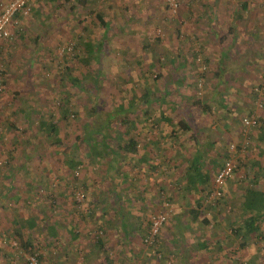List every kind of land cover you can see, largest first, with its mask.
<instances>
[{
  "label": "rangeland",
  "instance_id": "obj_1",
  "mask_svg": "<svg viewBox=\"0 0 264 264\" xmlns=\"http://www.w3.org/2000/svg\"><path fill=\"white\" fill-rule=\"evenodd\" d=\"M8 1L0 0V10ZM96 1L104 9L102 2L107 0ZM242 2L246 4L244 10L240 7ZM174 3L175 8H171L169 0L107 1L114 25L109 26L106 33L105 51L110 54L100 55L98 64L91 68L90 78L86 77L82 85L77 83L74 86L62 73L66 66L74 70L78 61L76 54L82 55L76 46L74 50L72 48L82 35L81 28L92 26L87 12L79 13L82 23H78L73 20L74 14L67 9L68 5L58 8L56 4L44 3L37 6L43 8V16L35 22L32 21V10L20 16L24 17L21 25L18 18L14 19L10 39L0 48V84L3 82L0 85V264H34L39 255L46 259L45 264H97L100 253L92 252L89 239L95 231L97 217L103 215L115 219L116 231L112 232L113 237L109 236L115 244L122 235L117 220L122 222L124 217L121 214L126 213L128 208L131 216L144 215L143 220L148 224L145 229L147 237L151 222L158 217H162L163 221L156 236L148 238L147 242L142 243L139 235L134 234L127 246L126 253L130 254L120 256L117 247L110 248L114 257L117 256V264H248L245 261L247 257L257 262L260 259V263L264 261L260 258L264 255V223L259 234L235 237L231 224L235 218L238 219V214H232L227 198L228 192H234L239 183L248 179L250 170L246 167V160L250 157L252 133L256 132L257 126L250 130L244 153L233 159L235 168L225 183L221 197L210 202L208 198L213 181L199 188V194L188 192L183 181V174L187 171L185 165L157 166L156 171L151 173L150 181L146 177L139 180L138 175L142 174L143 168L132 166L134 158L120 156L113 165L109 163V157L99 161L86 160L84 144L76 145V136L85 135L93 142L98 139L99 131L122 130L123 127L104 121L107 114L113 113L118 105H128L133 95L143 94L148 83H156L152 95L158 97L165 90L163 82L168 78L165 69L170 67V56L174 57V61H177L176 56H184L185 61L188 60L181 73H188L186 82L193 97L204 99L206 92L212 89L215 67L213 62H209L213 57L203 51L217 53L220 40L213 33H227L224 28L230 25L235 32L244 34L236 40L240 49L232 52V57L242 56L243 62L237 67L233 79L237 92L228 87L223 100L226 101L227 97V102L230 100L232 103V93L235 96L240 94L241 98L247 97L249 103L244 111L240 110L241 105L236 104V109L232 108L227 114L229 119H220V123L219 119L216 120L217 115L213 116L204 131L195 132L202 143L206 137L210 140L215 138L214 131L217 128L221 131L222 126L230 122L233 124L230 128L237 136L227 144L215 166L200 163L195 168L208 171L209 179H214L225 160L233 154L231 150L237 151L243 143L242 119L253 115L258 121V114L264 110V0H174ZM122 8L128 10V15L132 11L138 14L135 22L125 23L127 13L122 12ZM120 28L122 31H119ZM199 29H204V36ZM22 30L25 34L20 38L18 34ZM35 31L40 34L39 38L29 42ZM103 32L101 30L100 34ZM141 36L155 43L143 50ZM37 41L44 43L43 48L38 47ZM227 42L225 40L223 44ZM179 48L183 52L176 55ZM166 52L169 57L164 56ZM136 61H141L139 68L135 67ZM145 72L148 76L143 75ZM76 73L74 70L73 75ZM95 81L100 87L97 98L93 100ZM92 102L97 103L98 112L90 119L88 112ZM63 106L68 107L65 117H61V111L65 109ZM130 111L126 113L135 124L130 130L138 134L137 129H144L148 119L141 114V109L131 108ZM22 112L27 115L26 121ZM45 116L59 124L60 138L69 147L62 156L48 151L44 137L40 138L35 133L38 119ZM140 131V145L156 138L155 131L148 135L143 134L144 130ZM124 132L120 141L126 136ZM195 135H192L193 139ZM187 141L182 150L174 149L172 142L168 153L196 154L199 150H188L190 143ZM190 141L192 146L193 140ZM89 144L90 141L85 143L86 148ZM200 151L204 152V149ZM69 158L79 160L81 164L70 169L65 165V160ZM6 171L13 177L11 182L5 177ZM140 185L147 191L143 190L144 198L137 200L136 191L132 189L136 190ZM118 187L126 190L122 197L131 199L129 206H122V213L118 204L111 200L115 190H120ZM131 192L136 198L131 197ZM13 197L17 198L16 202L12 201ZM197 197L201 198L200 208L195 207ZM208 206L211 209H207ZM192 208L201 211L196 221L189 213ZM91 211L96 216L91 217ZM72 213L81 220L76 228L79 234L76 241H71L65 227L67 221H72ZM16 216L37 218L38 231L32 236V245L37 252L31 250L30 253L18 245L16 236L11 232V220ZM203 220L206 223H201ZM51 222L57 224L59 231L53 241L45 233L46 226ZM155 241L159 243L157 248L154 247ZM203 242L207 246L200 248L198 245Z\"/></svg>",
  "mask_w": 264,
  "mask_h": 264
},
{
  "label": "trees",
  "instance_id": "obj_2",
  "mask_svg": "<svg viewBox=\"0 0 264 264\" xmlns=\"http://www.w3.org/2000/svg\"><path fill=\"white\" fill-rule=\"evenodd\" d=\"M109 1V0H107ZM107 1L102 2L104 3V9L101 6L97 5L96 0H46L44 3H53L56 4L58 8H62L64 6H67V9L74 14L73 20H76L78 23H82L79 21V13L80 12H87V15L91 18L92 25L89 26H83L81 28L82 35H80V38L76 41V44L73 46V50L77 47L80 51H82V55L78 56L76 54L77 65L74 68V70L77 71L76 75L74 74V70H71L69 67H64L62 75H66L72 82L71 85H76L79 83L82 85L83 79L91 76V68L94 67V65L98 64V59H100L105 53L102 52V50L105 49V43H106V32L109 29V20L111 19V14L109 9L111 6L106 5ZM58 2V3H57ZM42 3V4H44ZM240 7L244 10L246 7L245 2L240 3ZM98 8L97 10H94ZM32 10V9H31ZM94 10V11H93ZM238 16V15H237ZM235 15V17H237ZM17 18V16H15ZM14 18V19H15ZM99 28V30H97ZM103 31V33L100 34V31ZM25 34V31L22 30L21 33L18 34V37L23 38ZM141 43H142V49L146 50L150 47L153 42L150 41L146 36L139 37ZM76 46V47H75ZM110 54V53H109ZM165 57H169V53H164ZM160 63V61H158ZM171 62V60H170ZM205 62H208V60H205ZM76 63V62H75ZM135 67H138L141 65V61L135 62ZM171 64V63H170ZM162 67V66H161ZM177 71V69L174 70V73ZM2 73V72H1ZM78 74V75H77ZM143 75L148 76V73H144ZM157 81V80H155ZM70 82V83H71ZM3 83V82H2ZM2 83L0 85H2ZM154 84V81H152ZM100 87V84L98 85L95 81V84L93 85L94 90H92V99L95 100L97 98V91ZM155 88V85H154ZM80 89V88H79ZM148 102V97L146 93V87L144 88L143 94H135L133 95L128 105L120 106L118 105L113 113L107 114V117L104 121H106L107 124L112 125H118L123 127L122 130L120 128L113 129L112 131L107 130L105 132L100 133L98 132V139L93 141L86 138L85 135L82 136H76L75 141L76 145L80 146L83 145L85 153L83 152L84 157L86 160H106L107 157H109V163L113 165V163L116 161V157L120 155V152H123L126 154V157H130L131 154L136 153L138 140L137 136L135 135V132H131V126L135 125L134 121L131 120L128 112H131V108L141 109L145 110L146 103ZM66 106V105H65ZM63 106V107H65ZM193 106L204 113L205 109H209V106L202 103L200 99H195L193 101ZM68 108V107H67ZM67 108L63 109L62 116L65 117ZM60 110L61 108L58 107ZM98 105L95 102H92L91 107L89 108L88 116L90 119L94 118V116L97 114ZM127 112V113H126ZM24 114V112H22ZM124 114V117L122 116ZM22 115V114H21ZM22 115V118L26 121L27 115ZM29 117V116H28ZM179 129L181 131L190 132L189 126L185 123V121L180 120L177 123ZM257 128L260 130V138L259 140L262 141L264 144V128L261 130L258 126L257 121ZM101 129V127H99ZM125 131V132H124ZM123 132L126 134L123 141H120V136L123 137ZM35 133L38 137L43 138L47 144L48 151L52 152L56 156H62L66 153L67 149L69 148L67 145H64L62 142V139L60 138V130H59V124L57 122H54L52 118L49 116L40 117L38 119V123L36 126ZM119 141H115V140ZM87 141H90V144L87 146L85 143ZM113 141V143H111ZM81 164V161H77L74 159H67L65 160V165L73 169L75 167H78ZM111 168V166H110ZM199 169L195 168V166L191 169V172L188 175L189 179V188L194 187L196 184H202L206 181L205 175L203 176ZM4 174L3 172L1 173ZM5 177H7L8 181L11 182L13 177L10 174V172L6 171ZM256 179V178H255ZM255 179L250 182L251 185H256ZM250 186L244 187L242 190V203L239 209L238 219L235 218L233 221V224H231V231L233 232V235L235 237H241L244 238V236H252L255 234H259L261 230L263 229L262 224L264 223V194L260 191L254 190L253 188H250ZM135 194H133L134 196ZM135 197V196H134ZM136 197H139V199H143L140 194H136ZM111 200L113 202L117 203L120 202L118 199V196H115V193L112 194ZM224 198L222 197L221 201H223ZM12 201L16 202L17 198L13 197ZM131 199H126L123 201L122 205H128L130 204ZM220 201V202H221ZM119 206V204H118ZM121 206L118 207L119 211L122 213ZM127 206V207H128ZM201 206V198H197L195 200V207L200 208ZM90 208V207H89ZM101 211H103V208H100ZM207 209H211V206H208ZM106 213V212H104ZM191 219L193 221H196L198 219V216H200L201 211L200 209H190L189 210ZM91 217L96 216L95 212H90ZM123 218L122 222L121 219L119 222L120 231L122 232V235L116 240L115 244L111 240L110 237H113L112 232L116 231L115 229V219L105 216H98L99 219L98 222L95 224L94 229L95 231L92 233V237L89 238L90 242L92 243V252L97 251L100 254H98L99 259L97 264H117L115 256L113 253L109 250L110 248H114L118 250V254L120 256H125L127 249H128V242L132 239V236L134 234L139 235L140 241L143 243L145 239L147 238L145 234V229L147 227V222L144 215L140 216H131L130 209H127L126 213L121 214ZM72 221H67V224L65 227L68 229V235L71 239V241L78 240L79 234L76 231V228L79 227V223L81 222L80 219L76 217L75 214L72 213ZM239 220V221H238ZM141 221V222H140ZM114 222V223H113ZM132 223L131 226H125L123 224ZM201 223H206V220L201 221ZM39 223L37 221V218L35 216H31V218L22 219L18 216L16 218L11 220V232L14 236H16V239L18 240V245L22 250H28L31 253V250L34 251V247L32 245V236H34V233L38 231ZM57 224L49 223V225L46 226V235L47 237L51 238L52 241L57 238V235L59 234V231L57 229ZM63 229L64 227L61 226ZM130 228V229H129ZM129 229V230H128ZM119 231V229H118ZM110 236V237H109ZM156 248L159 246V243L155 241L154 247ZM200 248H205L207 246V243L203 242L198 245ZM155 248V249H156ZM37 252V250H35ZM95 253V252H94ZM126 253V254H125ZM95 256V255H93ZM102 256V257H101ZM114 257V258H113ZM156 258V256H154ZM101 258V260H100ZM157 259V258H156ZM87 260V259H86ZM95 260V259H94ZM46 259L43 256H37L36 263L34 264H45ZM92 263V262H91ZM90 263V264H91Z\"/></svg>",
  "mask_w": 264,
  "mask_h": 264
},
{
  "label": "crops",
  "instance_id": "obj_3",
  "mask_svg": "<svg viewBox=\"0 0 264 264\" xmlns=\"http://www.w3.org/2000/svg\"><path fill=\"white\" fill-rule=\"evenodd\" d=\"M49 4V3H48ZM53 3H50L49 5H52ZM42 4L36 5L32 9V21L35 22V19L40 18L43 16L42 13V7H37ZM37 7V8H36ZM124 7V6H123ZM125 7H127L125 5ZM133 5H131V8ZM36 8V9H35ZM138 10V6L136 8ZM122 12L127 13L128 10L126 8H122ZM135 16H138L137 13L131 12L129 15L127 13V17L125 19V23H133L135 22ZM18 22L21 25V22H24V17H17ZM16 18V19H17ZM240 18V17H239ZM130 20V22H128ZM109 26H114L111 19L108 21ZM124 23V25H125ZM111 28V27H110ZM123 29V28H122ZM226 32H217L213 33L215 37L219 38V46L217 47L218 52L212 54L210 51H203L205 54L213 57L209 60V62H213L214 64V74L212 76V89L205 94L204 99H200V101L207 106H209V109H205L204 113L200 110L196 109L193 106V101L195 98L192 95V92L190 90V86H188V73H181L185 66L188 64V60L185 61L184 56H176L177 61H174V57L170 56L169 63L170 67L168 69H165L167 72L165 73L166 80L164 84L165 90L158 95V97H153V92L155 90L154 84L148 83L146 86V93L148 97V102L146 103L145 110H142L141 106V114L148 119V123L144 127V129L138 128L139 132L138 134H135L137 136V140L139 138V135L142 134L140 130H144L143 134L148 135L149 133H153L155 131L156 138L154 140H149L146 143H142L141 145L138 143L136 153L131 154L132 159V166L134 168L141 167L143 168L142 174L140 173L138 175V179L140 180L143 177H146L148 181H150L151 173L155 172L158 168L157 166H166L168 164H176V165H185L187 167V171L185 174H183V181L185 184V189L188 192H194L196 194H199V188H204L205 185L209 181H213L209 179V173L208 171H201L202 175H205L206 181L204 183L196 184L194 187L189 188V179L188 175L191 172V169L195 166L198 167L201 163L202 165H208V163H211L215 166V163L218 162L220 158H222L227 144H229L230 141L233 139H236L235 134L233 130H231L230 126L232 127L233 124L225 123V126H222L221 131L217 128V131H214L215 135L213 139H208L206 137L205 140L201 143L197 136L195 135L196 131H199L200 129H204L208 127L210 124V120L213 116L217 115V121L219 119H229L227 117V114L232 108L237 107L236 104L241 105L240 110H245V107L248 105L249 100L246 98H241L237 94V96L233 95L232 103L227 102L223 100V96L225 97L224 92L228 89V87L232 88L233 91L237 92V90L234 88L236 85V81L233 82V79L235 77V72L237 71V67L239 68V65H242L243 58L242 56L238 57H232V52H236L240 48L237 47L236 40L238 38L243 37L242 33L235 32L232 25L227 26ZM203 34L204 29H199ZM254 29L251 30L252 34H254ZM119 31H122L121 28ZM107 33V32H106ZM221 34V35H220ZM224 34V35H223ZM34 37L32 36L31 39H29V42H32L31 40H36L39 38L40 34L36 31L33 33ZM206 35V34H205ZM223 35V36H222ZM37 37V38H36ZM107 38V34H106ZM217 38V39H218ZM225 40H228L226 44H223ZM38 47L43 48L44 43L40 44L39 41H37ZM106 44V43H105ZM230 47V48H229ZM233 49V51H231ZM149 50V49H148ZM106 52L105 50H102V52ZM182 49L179 48L178 54L182 53ZM110 53L107 51L108 54ZM214 55V56H213ZM171 60V62H170ZM226 62V63H223ZM240 65V66H241ZM177 69V71L174 73V70ZM164 75V74H163ZM238 81V79H237ZM228 92V90H227ZM236 94V93H235ZM228 96V95H226ZM229 99H232V97H229ZM226 102L228 104H226ZM231 103V104H230ZM156 104H158L156 106ZM236 109V108H235ZM152 114V115H151ZM151 115V117H150ZM151 119V120H150ZM183 120L189 126L190 132L181 131L177 125V123ZM213 122H211L212 124ZM217 125V123H216ZM258 126L261 130L264 128V110L261 111L258 114ZM135 127V125L131 126ZM217 127V126H216ZM154 128V129H153ZM235 129V128H234ZM205 130V129H204ZM203 130V131H204ZM236 131V130H235ZM231 132V133H230ZM141 133V134H140ZM212 133V132H211ZM195 135L196 137L193 139L192 135ZM188 136V138H186ZM260 130L258 128L256 129V132L252 133V146L250 148V157L246 160V167L249 168V175L248 179H246L244 182L238 184V188L234 189V192H228V202L230 203V210L233 212L232 214H239V209L242 203V190L246 186H250V182L254 180L256 185H251L250 188H253L254 190L260 191L264 194V144L262 141L259 140L260 138ZM187 139L189 141H187ZM193 140V144L191 146V143ZM185 141L190 143V151H197L196 154H191V152H184L180 153L179 151L173 152V155L168 153L171 143L173 142L175 146L173 148L175 149H184L185 147ZM186 142V143H187ZM194 148V149H193ZM204 149V152H201L200 150ZM212 154V155H211ZM126 157L127 155L123 152H120V155L116 157V161L118 162L119 157ZM154 160H156L155 163ZM118 164V163H117ZM116 164V165H117ZM148 168L149 171L146 170ZM200 169V167H199ZM153 177V176H152ZM137 178V177H136ZM237 181V180H236ZM124 187V186H123ZM123 187H121L120 190H115V196H118V199L120 198L119 206L122 205L123 201L127 199V197H122V193L126 191ZM143 190L146 192V188L143 186H137V189H132V191H136V194L143 195ZM133 193L131 192V195ZM131 197L134 198L132 195ZM132 198V199H133ZM136 198V197H135ZM142 198H144L142 196ZM198 198V197H197ZM195 198V199H197ZM137 200H140L139 197H137ZM117 206V207H119ZM123 207L121 206V209ZM263 227V224H262ZM258 255V254H257ZM260 257V256H259ZM260 258H264V255ZM248 264H264V261L260 263V259L258 262L256 260H252V258L247 257L245 259Z\"/></svg>",
  "mask_w": 264,
  "mask_h": 264
},
{
  "label": "built area",
  "instance_id": "obj_4",
  "mask_svg": "<svg viewBox=\"0 0 264 264\" xmlns=\"http://www.w3.org/2000/svg\"><path fill=\"white\" fill-rule=\"evenodd\" d=\"M45 1L46 0H9L3 5L0 10V48L10 39V29L14 28L15 16L27 15L35 5L42 4ZM169 3L171 8H175L176 5L174 0H169ZM256 126L257 120L253 115L242 119L241 136L243 143H241L240 147L236 149L239 153L237 151L234 152V149L231 150L233 154L225 160L221 168L217 171L213 179V189L208 198L209 202L211 200L216 201L221 197L225 183L231 177L235 168L233 159L244 153L248 146L250 130ZM80 198H83V194H80ZM213 205L214 204H211V206ZM162 221L163 218L158 217L157 220L151 222L148 237L145 239L146 242L148 238L153 239L156 236L158 227Z\"/></svg>",
  "mask_w": 264,
  "mask_h": 264
}]
</instances>
